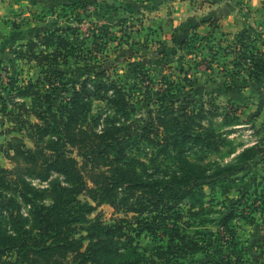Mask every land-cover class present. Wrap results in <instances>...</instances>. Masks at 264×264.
I'll use <instances>...</instances> for the list:
<instances>
[{"label": "trees", "instance_id": "obj_1", "mask_svg": "<svg viewBox=\"0 0 264 264\" xmlns=\"http://www.w3.org/2000/svg\"><path fill=\"white\" fill-rule=\"evenodd\" d=\"M213 25L217 26L215 22ZM65 30L56 27L38 34L20 52L21 57L39 62L48 72L43 80L38 78L15 89L16 95L23 99L15 104L20 109L18 116L25 113L26 117L35 118L29 124L23 122L25 136L33 146H27L18 137L13 138L17 142L9 145L11 151L7 154L16 166L0 168V204L5 207L0 208V264H182L181 255L210 250L213 241L205 242V235L197 236L198 233L188 230L191 222L183 220L184 210L179 205L189 195L198 194V187L208 177L203 166L198 167L185 155L184 144L193 141L208 151H219L227 140L211 122L207 125L203 119L209 114H221L227 120L232 112L223 110L220 113L221 107L212 101L206 103L208 108L202 103L197 112H180L175 106L179 98L170 96L167 101L159 99L149 110L147 118L134 119L131 115L138 101L135 94L105 69L95 70L80 83L73 82L70 88L63 90L66 96L57 102L60 92L54 81L64 73L51 69L60 63V57L65 64H69L71 57L76 63L81 60L75 43L67 36L69 31ZM194 36L188 34L182 42H177L179 48L192 46L194 39L209 40L211 37L199 33ZM246 36V32L237 34V40L226 49L237 54L233 60V73L239 74L243 68L248 71L250 80L259 81L264 74V52L248 43ZM90 81L94 83L93 87L89 85ZM1 99L0 112L12 114L7 111L11 99ZM95 100L106 101L114 113L103 118L100 129L102 114L93 113ZM232 117L239 121L237 115ZM261 131L264 140V124ZM140 143L145 144V150L138 148L135 153ZM146 148L151 149L150 154ZM165 153L172 154L179 165L170 179L155 176L146 160L157 166ZM262 163L264 146L256 143L243 149L236 164L224 167L222 174L218 171L214 176L222 177L219 192L224 198H230L235 192L239 204L260 201L261 205L256 204L252 211H259L264 222V195H258L264 175L257 182L255 174ZM54 173L62 175L68 185L55 181L50 189L52 202L33 204L35 198L41 197V191L28 179L47 181ZM225 173L230 175L225 176ZM252 181L255 182L253 186ZM17 189L27 203L25 205L31 208L29 219L25 217V207L14 196L5 194V191ZM123 190L127 192V200L133 199L132 202L126 201L129 204L119 200ZM84 191L90 193L95 202L104 201L116 209L124 207L125 213L137 215L117 217L113 224L92 221L88 214L95 210V206L78 198ZM199 201H192L186 210L191 219H197L205 210ZM142 202L151 205L152 210L138 207L137 204ZM157 208L161 209L159 215L168 221L173 220L171 240L176 243V248L170 243L165 245L164 235L159 238L157 231L145 228L155 220L148 216ZM174 209H180L175 218ZM4 212L9 215L11 228L6 226ZM234 214L236 209L224 216L222 223L228 225ZM30 220L28 228L25 221ZM145 231L149 232L154 243L149 246L134 244L135 237ZM158 238L161 242L156 244ZM256 247L260 251L258 260L264 264V234H260ZM111 254L121 258L108 260Z\"/></svg>", "mask_w": 264, "mask_h": 264}, {"label": "rangeland", "instance_id": "obj_2", "mask_svg": "<svg viewBox=\"0 0 264 264\" xmlns=\"http://www.w3.org/2000/svg\"><path fill=\"white\" fill-rule=\"evenodd\" d=\"M14 1H17L18 6L15 7ZM209 3L211 4L212 1L11 0L9 4L5 3L7 8L16 9L12 18L0 20L6 23L10 21L13 30L12 40H14L10 44L11 52L5 59H0V103L2 104L1 98L4 97L12 101L7 104V111L12 114L4 115L0 112V168L16 166L7 154L11 151L9 145L17 142L13 138L18 137L27 146H33L31 140L25 136L23 122L29 124L35 121V118L26 117L25 113L18 116L20 109L15 104L23 99L16 95L15 89L38 78L43 80L48 72V69L39 62L21 57L20 52L25 50L27 42L34 40L38 34L61 27L69 31L67 36L75 43L77 53L81 54L78 55L81 60L76 63L75 58L71 57L69 64H65L60 57V63L51 69V71L61 70L64 73L58 75L54 81L60 92L57 102L66 96L63 90L70 88L73 82L80 83L95 70L105 69L109 70L114 78H119L122 84L135 94L138 101L131 115L134 119L147 118L149 110L157 105L159 99L167 101L170 96L179 98L175 106L180 112L186 110L197 112L203 104L208 108L206 103L209 101L221 107L220 113L224 112L223 110L232 112L233 115L227 120L221 114H209L203 119L207 125L211 122L217 132L226 138L225 145H222L219 151H208L200 145H195L193 141L184 144L185 155L191 162L198 164V167L203 166L208 177L198 187V194L189 195L179 202L181 210H184L183 220L191 222L189 231L198 233L195 234L197 236L205 235V242L213 241V244L210 250L181 255V262L182 264H215L219 260H224L222 264L227 262L260 264L258 260L260 251L256 244L260 234H264V222L259 211H252L253 207L261 205L260 201L256 203L257 205L252 203V200L246 203L248 205L245 203L241 205L237 201L238 194L235 192L230 198H224L219 192L222 177L214 175L218 171L222 174L224 167L236 164L244 148L256 143L264 146L261 131L264 124V88L255 82L252 83L247 77L248 71L243 68L239 74L233 73L235 72L233 60L237 54L229 52L226 47L234 43L236 37L231 40L226 34H217L215 37L213 34L199 33L196 31V26L191 25L192 22L209 14ZM206 21L211 22V26L215 22L209 17ZM197 33L204 36L211 35L212 38L194 39L192 46L179 48L177 42H182L188 34L195 38L194 34ZM19 39L24 41L17 43ZM4 45L5 43H1L0 47L3 48ZM46 85L49 86L50 83L47 82ZM89 85L93 87L94 83L90 81ZM246 87H249V90L243 91L242 89ZM93 113L102 114L98 129L103 127V118L107 114H114L106 101L101 100L94 101ZM236 115L239 121L232 117ZM144 145V143L138 144L134 152L137 153L141 148L144 151ZM146 149L150 154L151 149ZM171 156L173 155L165 153L157 166L146 158L151 172L155 176L170 179L172 173L179 168ZM262 167L264 168V163L256 170L257 182H260L264 175ZM86 175L88 176L87 171ZM28 180L32 186L41 191V197L35 198L33 204L48 205L52 202L53 195L50 189L55 181L68 185L65 178L58 173H54L47 181L34 178ZM254 184L255 182L252 181V186ZM5 194L14 196L25 207V217L29 219L28 213L31 208L25 205L27 203L19 195L18 189L5 191ZM259 194L264 195V179L258 187ZM78 198L84 203L88 202L95 206V210L88 214V218L92 221L99 220L113 224L117 217L137 215L134 212L125 213L124 207L116 209L107 202H95L86 191L80 193ZM197 199L204 205L205 210L197 219H191V214L186 213V210L190 203ZM119 200L126 203V201L132 202L133 199L127 200V192L123 190ZM137 206H143L146 210L153 208L144 202ZM0 208L5 209L2 203ZM233 209H236V214L225 226L222 219ZM160 210L157 208L152 213L148 212L150 214L148 217L153 216L155 220L151 225H145V228L157 231L159 238L164 235L165 245L170 243L176 248V243L171 240L170 228L173 220L168 221L159 215ZM179 210H173V218ZM3 215L6 226L11 228L8 213L4 212ZM133 221L135 223L136 220ZM31 222L32 220L25 221L26 227L29 228ZM159 238L156 244L161 242ZM151 242L154 243L153 238L145 231L135 237L134 244L149 246ZM84 243L87 244V240ZM120 258L121 256L113 254L107 257L111 261Z\"/></svg>", "mask_w": 264, "mask_h": 264}, {"label": "crops", "instance_id": "obj_3", "mask_svg": "<svg viewBox=\"0 0 264 264\" xmlns=\"http://www.w3.org/2000/svg\"><path fill=\"white\" fill-rule=\"evenodd\" d=\"M209 8L206 16L200 18L191 25L196 26V31L204 34H223L233 40L237 34L246 32V40L255 48L264 52V0H210ZM11 0H0V20L5 18L9 20L15 14V9L7 8L5 3L9 4ZM15 7L17 1H14ZM207 17L213 18L216 27L210 25L206 21ZM13 30L11 29L10 21H0V44L5 43L4 47H0V59H5L8 53L11 52L10 44L14 41ZM24 39H19L18 42H23ZM264 88V74L259 81L252 80ZM244 90H249L246 87ZM245 93V92H244Z\"/></svg>", "mask_w": 264, "mask_h": 264}]
</instances>
